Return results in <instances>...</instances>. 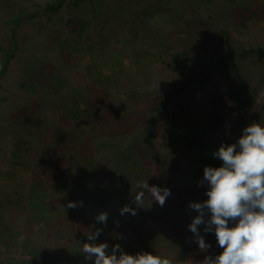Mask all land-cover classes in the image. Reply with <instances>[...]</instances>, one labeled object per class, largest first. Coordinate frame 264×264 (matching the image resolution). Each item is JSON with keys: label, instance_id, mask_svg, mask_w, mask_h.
Returning <instances> with one entry per match:
<instances>
[{"label": "rangeland", "instance_id": "rangeland-1", "mask_svg": "<svg viewBox=\"0 0 264 264\" xmlns=\"http://www.w3.org/2000/svg\"><path fill=\"white\" fill-rule=\"evenodd\" d=\"M23 9L20 48L0 76L1 252L15 264H94L83 244L107 243L109 253L119 245L132 255L199 264L198 243L182 230L191 223L170 214L178 197L200 203L209 189L201 184L205 167L222 166L213 155L221 144L236 143L254 122L264 125V56L233 58L172 95L162 114L156 108L167 90L197 77L213 51L264 45V0H0V45H14L6 21ZM147 25H158L159 38ZM91 88L97 97L85 104L80 95ZM80 102L94 109L91 116L76 118ZM93 133L103 135L96 172L108 179L106 223L96 220L103 212L93 203L76 210L68 205L77 196L51 193L52 175L65 173L68 156L96 149ZM146 181L170 189L163 206L147 192L141 205L134 202ZM125 205L136 214L122 215Z\"/></svg>", "mask_w": 264, "mask_h": 264}, {"label": "clouds", "instance_id": "clouds-1", "mask_svg": "<svg viewBox=\"0 0 264 264\" xmlns=\"http://www.w3.org/2000/svg\"><path fill=\"white\" fill-rule=\"evenodd\" d=\"M223 163L220 167H205L201 184L209 185L208 199L203 203L193 202L190 207L197 215L189 225L196 242L202 251L207 252L210 245L200 235V225H206V233L215 232L218 246L223 252L216 256H206L199 264H264V125L254 122L243 129L236 143L221 144L214 154ZM140 189L134 196V202L141 205L145 192L150 194L161 206L171 194L170 189L150 186L148 182L138 185ZM74 202L68 207H75ZM121 214L135 209L125 205ZM211 217L204 219L205 212ZM107 213L96 217L98 222L106 223ZM230 223L232 226H230ZM100 235L98 229L88 234L89 241H95ZM107 243H84V255L94 264H173L165 256L152 253L135 255L120 251L116 245L111 253ZM120 251L119 256L116 254Z\"/></svg>", "mask_w": 264, "mask_h": 264}, {"label": "trees", "instance_id": "trees-1", "mask_svg": "<svg viewBox=\"0 0 264 264\" xmlns=\"http://www.w3.org/2000/svg\"><path fill=\"white\" fill-rule=\"evenodd\" d=\"M32 15V14H31ZM29 16V13L23 9L16 15H14L12 18H9L6 22L8 25L12 27L13 31V38L15 40V43L11 47H5L3 45H0V49L3 51L1 54V64H0V76H3L7 72V68L9 63L11 62V59L15 57L17 51L20 48L19 42L16 37V30L17 28L22 24V22ZM158 25L155 26H149L147 25V34L149 35H158ZM198 34L201 35L199 40H203L205 37V32L202 30L198 31ZM230 43L227 42V46H229ZM197 46L196 44H192L191 50L195 49ZM256 54L258 56H264V45H258L254 46L249 50L243 49L241 51H234L232 48L229 49L228 51H213L208 57L202 58L203 64L198 68V76L197 77H192V76H187L180 85L174 86L173 89L167 90L165 94L163 95L164 102L160 107H157L156 110L158 111L157 115L162 114L165 109L168 106L169 99L172 95L174 94H179L181 92H184L189 86L192 84H197V83H204L207 80H209L212 76V74L218 70L220 67L225 65L229 60L236 58V57H245L248 54ZM180 55H187V50H183L180 53ZM144 57V55H142ZM141 58V57H140ZM94 88H91L88 90L87 93H82L81 99L82 102L86 104V101L89 103L90 100H93L94 97H97V92L93 90ZM80 102V106L75 109L73 108L72 111L75 112L77 115V119H81L84 116L87 115H92V111L90 112L88 110V107ZM98 110V109H96ZM81 114V115H78ZM156 115V116H157ZM153 122H151L149 125V128L152 127ZM108 135H105V138H107ZM103 135H99L96 133H93V143L95 144V148L92 151L87 152L84 154L82 157L77 154H73V156H68L67 157V164L64 162L65 161V156L61 159V163L64 162L62 165L66 164L67 168L65 169V173L61 175L57 171V173H54L52 178L54 179V185L52 187L53 191L51 193H54L55 195H58V197H62L63 200L72 198L74 199L77 196L78 203L76 204V210H84L85 212L88 211L86 207H84L86 204L93 203V206H97L99 210L102 212L107 210V207L105 204L101 202V198L105 197L108 194L109 187L108 184H105L106 181L108 180L105 176L104 177H99L96 170H97V158L100 156L102 153V148L100 147L101 144L98 143ZM112 143V142H110ZM113 147V146H109ZM130 148H133V144ZM70 152L67 154L69 155ZM120 164V161L117 162L116 165L111 164L109 165L107 162H105L103 167H114ZM72 167H71V166ZM71 167L70 171L68 172L69 168ZM130 167V166H129ZM128 167V169H129ZM62 169V167H61ZM57 170H60V167L57 168ZM120 172L122 171V168L119 169ZM113 181L117 179L116 175L112 176ZM105 179V180H104ZM69 182V185H68ZM46 191H45V190ZM34 190V189H33ZM43 190L45 191L47 195H49L50 189L47 187H44ZM108 190V191H107ZM46 195V196H47ZM95 203V204H94ZM81 208V209H80ZM2 233V232H1ZM12 238V236L7 235L3 238ZM2 238V237H1ZM7 238V239H8ZM6 243V241H3L1 244ZM15 245L17 243H14Z\"/></svg>", "mask_w": 264, "mask_h": 264}, {"label": "crops", "instance_id": "crops-1", "mask_svg": "<svg viewBox=\"0 0 264 264\" xmlns=\"http://www.w3.org/2000/svg\"><path fill=\"white\" fill-rule=\"evenodd\" d=\"M188 185V184H187ZM209 189H206L205 191L204 190H201V194L198 196V197H200V203H203L205 200H207L208 199V197H207V195H206V192L208 191ZM176 203L174 204V205H176L177 206V208H175V209H173L174 210V212L175 213H171L170 215H172V214H176L179 218H183V217H185V222L186 221H188V222H190V223H192V221H193V219L196 217V216H194V215H184L183 213H182V209L179 207V206H183V205H185L186 207H189V205L191 204V203H193V200H191V198H189V197H187V198H177L176 199V201H175ZM179 202H180V204H179ZM171 206V205H170ZM191 209H189L188 210V212L187 213H189V211H190ZM172 211V210H171ZM195 214H197V213H195ZM190 216H191V218H190ZM210 217H211V213L210 212H205V217H204V219L207 221L208 219H210ZM172 218V217H171ZM189 219H192V220H189ZM187 224V222L184 224V227L182 226V230H184L185 232H187V235L188 236H190V233L189 232H191L190 230H189V225L190 224H188V225H186ZM186 225V226H185ZM230 226H232V224L230 223ZM199 227V232H200V235L201 236H203L204 237V239H205V242L207 243V244H209L210 245V247H209V249L207 250V252H205V251H202V250H200L197 246H195V248L197 249V251H194V253H200V255H201V259L202 260H204L205 259V257L206 256H209V255H211V256H216V255H219V254H221L222 252H223V249L222 248H220L219 246H218V242H217V240H216V236H215V232L213 231V232H210V233H206L205 231H204V228L206 227V225H200V226H198ZM192 235H193V237H195L194 236V234L192 233ZM202 251V252H201ZM7 252H5V251H3V252H1V248H0V264H15V263H11L10 262V259H11V257H10V255L9 256H6L5 254H6ZM199 255V254H198ZM197 255V256H198ZM4 261V262H3ZM183 262V261H182Z\"/></svg>", "mask_w": 264, "mask_h": 264}]
</instances>
